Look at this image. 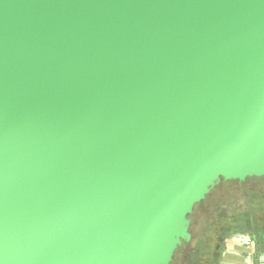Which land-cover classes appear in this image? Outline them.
<instances>
[{"label":"water","instance_id":"1","mask_svg":"<svg viewBox=\"0 0 264 264\" xmlns=\"http://www.w3.org/2000/svg\"><path fill=\"white\" fill-rule=\"evenodd\" d=\"M260 176L264 0H0V264H169Z\"/></svg>","mask_w":264,"mask_h":264},{"label":"flooded vegetation","instance_id":"2","mask_svg":"<svg viewBox=\"0 0 264 264\" xmlns=\"http://www.w3.org/2000/svg\"><path fill=\"white\" fill-rule=\"evenodd\" d=\"M215 187L189 215L191 238L172 264H228L242 256V242L252 263L263 251L264 176L221 180Z\"/></svg>","mask_w":264,"mask_h":264},{"label":"crops","instance_id":"3","mask_svg":"<svg viewBox=\"0 0 264 264\" xmlns=\"http://www.w3.org/2000/svg\"><path fill=\"white\" fill-rule=\"evenodd\" d=\"M264 246V245H263ZM247 261L250 262V264H264V253L262 254L261 260H256L255 262L252 263V259ZM246 261V255L242 254V256L240 257H235V258H230L229 261H227L226 263L228 264H248Z\"/></svg>","mask_w":264,"mask_h":264},{"label":"trees","instance_id":"4","mask_svg":"<svg viewBox=\"0 0 264 264\" xmlns=\"http://www.w3.org/2000/svg\"><path fill=\"white\" fill-rule=\"evenodd\" d=\"M215 188H216V187H215ZM213 189H214V188H213ZM201 203H202V201L199 202V203H197L196 205H194V207H198V206H200ZM193 209H194V208H193ZM185 244H186V243H183V245L177 247V249L175 250L174 255H173V257H172L171 264L174 262V259L176 258V256H177L179 250H180ZM169 264H170V263H169Z\"/></svg>","mask_w":264,"mask_h":264}]
</instances>
